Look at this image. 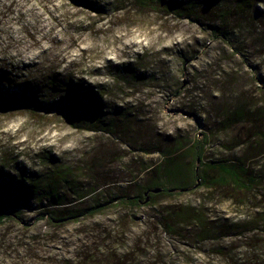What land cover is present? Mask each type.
Returning a JSON list of instances; mask_svg holds the SVG:
<instances>
[{
	"label": "rangeland",
	"instance_id": "374dc122",
	"mask_svg": "<svg viewBox=\"0 0 264 264\" xmlns=\"http://www.w3.org/2000/svg\"><path fill=\"white\" fill-rule=\"evenodd\" d=\"M157 1L156 10L135 11L127 0H0V85L29 80L45 87L43 97L51 82L88 85L106 119L128 120L138 140L135 129L85 130L40 110L0 107V165L72 172L53 185L69 201L55 207L81 208L160 179L146 173L163 160L152 150L159 145L178 152L172 179L188 187L58 225L24 209L25 225H0V264H264V179L249 195L194 186L191 150L205 139L203 168L239 157L264 169V148L245 144L254 126L264 130V0H246L249 18L225 23L205 20L202 0H188L195 17ZM213 26L225 37H214ZM95 235L104 253L91 258L93 247L85 248Z\"/></svg>",
	"mask_w": 264,
	"mask_h": 264
},
{
	"label": "trees",
	"instance_id": "16d2710c",
	"mask_svg": "<svg viewBox=\"0 0 264 264\" xmlns=\"http://www.w3.org/2000/svg\"><path fill=\"white\" fill-rule=\"evenodd\" d=\"M246 2V0H202L199 4L209 5L205 11H202V13H205V20L225 23L230 20L248 19L249 17L246 16L244 8ZM127 3L135 11H141L146 7H153L156 10L155 8L159 1L127 0ZM162 3L166 4L170 12L175 14H181L186 17H195L197 14L194 11L196 5L188 0H168L165 2L161 1ZM212 28L211 34L214 37H225L226 33L221 30V27L213 26ZM4 82L7 87L0 85V107H2V110L24 108L30 115L36 116L40 114H36L35 111L40 110L43 112V116L49 115L50 118H57L70 127L93 130L101 129L105 125L110 130L117 129V131L123 132L126 136L130 135V132L135 129L125 119L115 120L114 118L107 120L106 115L108 113L104 110V102L101 96L88 85L67 80L63 81V87H59L60 84L57 82H51L52 85L46 87H48V91L53 93L49 92L46 97H43L48 93L44 89L45 87L39 88L29 80L17 81L6 77ZM232 116L233 120H235L234 122H239L238 118L241 115L238 111L234 112ZM254 128L256 131L250 135L251 140L248 139L245 143L246 150L264 148V130L260 131L257 126H254ZM136 135L137 131L135 129V132L130 137L135 143L138 141ZM139 142L143 152H151L148 150L152 146L150 140L145 141L142 136L139 138ZM204 142L205 139L198 140L193 149H191L194 156L193 160H195V167L192 169V176L195 181L193 183L194 186L216 185L223 189H230L233 192L246 193L247 195L260 187L261 181L264 179V169L251 167L239 157L231 161L221 162L212 167L206 166L203 168L198 166L197 161L201 160ZM161 148L159 145H154L152 149L154 150L153 152L161 153L163 157L161 164L152 168L149 166L146 171V173L158 171L161 176L160 179H155L146 185H142L140 191L135 195L112 196L104 203L90 204L81 208H67L66 206L63 209H57L55 207L69 201L62 194L55 191L53 185L61 181L67 182L68 178L72 176V172L58 171L54 163H49L45 166V169L41 167L40 169H27L24 166H19V168L13 167L7 170L0 165V225L6 221L25 225L20 217V213L24 209L36 210L38 217L44 218L47 216V220L50 223L58 225L66 220L92 218L95 214L118 204L134 208L141 205H149L152 198L157 195H170L171 193L187 189L188 187L184 185L175 184L172 179L173 161L178 152L164 153ZM212 169L217 173L216 177L210 176L209 172ZM153 188H160V191L152 193L150 189ZM146 192L147 194H145ZM85 196L86 193H79L77 198L82 199ZM262 218L264 219V217ZM162 220V223L166 224L165 219L163 218ZM89 243L91 246L89 245L85 250L93 247L94 254L91 258L104 253L103 250L101 251L103 238L95 235Z\"/></svg>",
	"mask_w": 264,
	"mask_h": 264
},
{
	"label": "water",
	"instance_id": "95a60500",
	"mask_svg": "<svg viewBox=\"0 0 264 264\" xmlns=\"http://www.w3.org/2000/svg\"><path fill=\"white\" fill-rule=\"evenodd\" d=\"M197 162H198V161H197ZM150 191H151L152 193H156V192H159V191H160V188H153V189H150ZM145 194H147V192H146Z\"/></svg>",
	"mask_w": 264,
	"mask_h": 264
}]
</instances>
